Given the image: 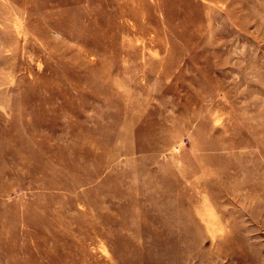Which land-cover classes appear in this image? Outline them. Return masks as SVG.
Masks as SVG:
<instances>
[{
    "label": "rangeland",
    "instance_id": "rangeland-1",
    "mask_svg": "<svg viewBox=\"0 0 264 264\" xmlns=\"http://www.w3.org/2000/svg\"><path fill=\"white\" fill-rule=\"evenodd\" d=\"M0 264H264V0H0Z\"/></svg>",
    "mask_w": 264,
    "mask_h": 264
}]
</instances>
